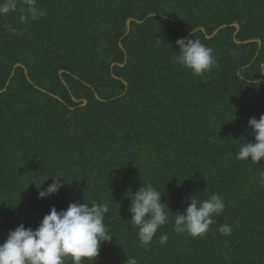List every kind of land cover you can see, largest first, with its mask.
Segmentation results:
<instances>
[{"label":"trees","instance_id":"16d2710c","mask_svg":"<svg viewBox=\"0 0 264 264\" xmlns=\"http://www.w3.org/2000/svg\"><path fill=\"white\" fill-rule=\"evenodd\" d=\"M37 5L38 20L21 23L20 4L0 18V243L21 223L35 229L50 207L84 201L109 206L113 237L94 264H264V161L235 158L254 141L248 119L264 114V83L253 85L264 80V0ZM179 38L214 50L204 78L172 62ZM58 174L63 186L38 198ZM144 182L172 212L147 249L128 221V196ZM212 193L226 207L209 233H175L190 196Z\"/></svg>","mask_w":264,"mask_h":264},{"label":"clouds","instance_id":"9594fccd","mask_svg":"<svg viewBox=\"0 0 264 264\" xmlns=\"http://www.w3.org/2000/svg\"><path fill=\"white\" fill-rule=\"evenodd\" d=\"M18 4L24 6L20 8L21 23L29 18L35 21L45 15L38 7L37 0H0V18L15 13ZM175 44L176 49L171 47L172 62L189 69L194 76L204 78L206 72L216 67L214 50L200 39L179 38ZM12 75L11 72L10 77ZM28 81L31 82L30 78ZM261 83L264 80L253 81L256 87ZM2 92L3 90L0 91ZM248 126L254 141L246 140L235 158L238 161L250 160L253 164H259L264 161V114L259 119L250 117ZM49 177L52 178V183L38 191V198L55 194L65 183L63 176L58 174L46 176L40 185ZM260 183L264 185V173H261ZM161 194L162 191L151 183L144 182L138 191L131 192L128 196L131 200L128 221L132 227L138 229L137 238L146 249L151 245L157 231L170 222L169 213L172 212L167 203L161 200ZM225 207L224 197L220 193H212L203 200L191 195L184 211L175 213L173 230L177 234L186 233L192 237L204 238L209 233L210 226L216 224L215 217L222 214ZM108 212L107 203L89 205L84 201L71 202L66 209L59 211L52 206L35 229L21 223L7 233L4 242L0 243V264H67L68 261L71 264H83L84 260L94 264L102 242L111 241L113 237L104 223ZM217 231L224 236H230L232 227L220 224ZM158 239L164 245L169 237L161 234ZM126 257L124 264H138L136 257Z\"/></svg>","mask_w":264,"mask_h":264},{"label":"water","instance_id":"95a60500","mask_svg":"<svg viewBox=\"0 0 264 264\" xmlns=\"http://www.w3.org/2000/svg\"><path fill=\"white\" fill-rule=\"evenodd\" d=\"M130 21L131 20H127L126 21V23L127 24H129L130 23ZM237 26V25H236ZM202 29V28H201ZM218 30V28L211 34V35H207V37H211L216 31ZM252 40V39H251ZM259 43H260V41L259 40H257ZM17 66H22L20 63H16L15 65H14V68H13V70H12V73L14 72V69L17 67ZM61 71H59V73H60ZM25 75H26V77H27V79L29 80V77H28V73H27V71L25 70ZM74 100H76L75 98H74ZM84 102H85V100H84ZM84 104V103H83Z\"/></svg>","mask_w":264,"mask_h":264},{"label":"rangeland","instance_id":"374dc122","mask_svg":"<svg viewBox=\"0 0 264 264\" xmlns=\"http://www.w3.org/2000/svg\"><path fill=\"white\" fill-rule=\"evenodd\" d=\"M128 20H133V18H132V17H131V18H128ZM127 25H128V24H127ZM127 32H128V31H126V34H127ZM164 47H166V45H165Z\"/></svg>","mask_w":264,"mask_h":264}]
</instances>
